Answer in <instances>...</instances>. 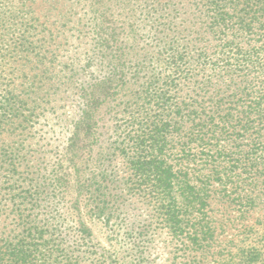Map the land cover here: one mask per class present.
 <instances>
[{
    "label": "trees",
    "instance_id": "16d2710c",
    "mask_svg": "<svg viewBox=\"0 0 264 264\" xmlns=\"http://www.w3.org/2000/svg\"><path fill=\"white\" fill-rule=\"evenodd\" d=\"M77 2L89 9L97 60L110 74L81 88L47 203L70 201L80 226L71 237L36 226L27 233L42 244L8 247L0 264H74L66 243L93 235L83 212L111 235L124 232L131 253H114L116 264H148L156 233L179 246L182 264L262 263L264 220L252 216L264 212V0ZM9 35L0 32V48ZM142 44V54L126 51ZM128 75L144 97L120 125L101 116L102 93ZM14 113L6 101L1 116Z\"/></svg>",
    "mask_w": 264,
    "mask_h": 264
},
{
    "label": "rangeland",
    "instance_id": "374dc122",
    "mask_svg": "<svg viewBox=\"0 0 264 264\" xmlns=\"http://www.w3.org/2000/svg\"><path fill=\"white\" fill-rule=\"evenodd\" d=\"M193 13L198 15L195 9ZM93 24L88 7L77 0H0V32L10 34L9 46L0 48V252L39 238L27 233L36 226L46 237L66 232L71 237L80 226L70 201L50 208L47 195L53 193L52 171L66 154L81 88L86 81L96 82L110 74L109 67L105 68L109 63L102 66L97 60ZM144 46L126 51L142 54ZM104 59L112 61L111 56ZM141 76L145 78L146 71ZM127 77L126 83L120 80V84H113L107 97L108 91L102 93L105 103L101 116L120 125L130 119V112H138L136 106L144 97L140 83ZM6 101L14 108L13 120L1 116ZM114 166L117 174L125 175L121 159ZM132 202L136 215L147 214L146 206ZM83 213L93 235L85 243L68 241V237L65 248L78 260L74 264H116L114 253H131L123 231L111 235ZM129 215L134 218L133 212ZM252 218L264 220V212L253 214ZM167 237L154 234L146 249L148 264L187 261L177 250L179 246L170 245ZM42 242L37 239L34 244Z\"/></svg>",
    "mask_w": 264,
    "mask_h": 264
}]
</instances>
